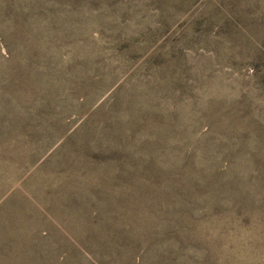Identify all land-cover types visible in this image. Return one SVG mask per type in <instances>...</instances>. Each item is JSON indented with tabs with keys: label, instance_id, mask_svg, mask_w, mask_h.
<instances>
[{
	"label": "rangeland",
	"instance_id": "obj_1",
	"mask_svg": "<svg viewBox=\"0 0 264 264\" xmlns=\"http://www.w3.org/2000/svg\"><path fill=\"white\" fill-rule=\"evenodd\" d=\"M0 264H264V0H0Z\"/></svg>",
	"mask_w": 264,
	"mask_h": 264
}]
</instances>
